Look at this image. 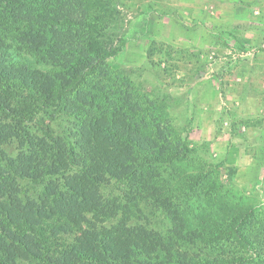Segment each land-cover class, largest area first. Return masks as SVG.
<instances>
[{"label":"trees","instance_id":"1","mask_svg":"<svg viewBox=\"0 0 264 264\" xmlns=\"http://www.w3.org/2000/svg\"><path fill=\"white\" fill-rule=\"evenodd\" d=\"M104 6L102 0H0V264H242L241 255L214 247L229 239L246 244L242 214L218 236L199 234L151 172L173 158L153 146L155 134L137 121L140 104L128 101L125 111L108 96L105 108L88 90L95 63L117 54L101 42L104 27L92 14ZM28 58L59 70L32 68ZM56 108L79 122L76 142L56 137L51 123L35 122ZM13 142L19 152L8 158L1 146ZM110 179L136 187L129 189L131 202L150 199L166 210L168 234L121 222L102 232L118 210L101 195ZM21 181L41 192L24 198ZM197 243H212L219 253L197 255L191 249Z\"/></svg>","mask_w":264,"mask_h":264},{"label":"rangeland","instance_id":"2","mask_svg":"<svg viewBox=\"0 0 264 264\" xmlns=\"http://www.w3.org/2000/svg\"><path fill=\"white\" fill-rule=\"evenodd\" d=\"M102 1L104 9L92 14L104 27L101 42L117 54L94 60L88 90L105 108L108 96L125 111L128 101L138 102L137 121L155 134L153 146L174 159L151 171L160 186L203 236H218L242 214L246 244L229 239L214 247L241 255L242 264H264V0ZM28 60L44 72L59 70ZM35 122L51 123L55 136L70 143L80 130L61 108ZM1 148L8 158L19 152L16 142ZM20 184L24 198L41 192L29 181ZM132 188L116 179L101 184L102 197L118 207L101 231L121 222L167 235L169 213L150 199L131 202ZM213 245L191 249L218 254Z\"/></svg>","mask_w":264,"mask_h":264}]
</instances>
